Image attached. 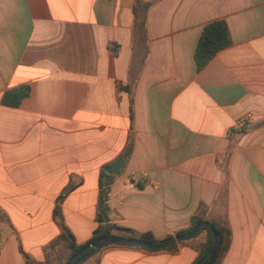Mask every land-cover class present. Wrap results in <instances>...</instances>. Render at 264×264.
I'll return each instance as SVG.
<instances>
[{
  "label": "crops",
  "instance_id": "crops-1",
  "mask_svg": "<svg viewBox=\"0 0 264 264\" xmlns=\"http://www.w3.org/2000/svg\"><path fill=\"white\" fill-rule=\"evenodd\" d=\"M219 20L231 44L198 69ZM102 172L110 224L163 240L225 217L221 264H264V0H0V264H45L56 207L86 244ZM176 244L110 245L85 264L197 263Z\"/></svg>",
  "mask_w": 264,
  "mask_h": 264
},
{
  "label": "trees",
  "instance_id": "trees-1",
  "mask_svg": "<svg viewBox=\"0 0 264 264\" xmlns=\"http://www.w3.org/2000/svg\"><path fill=\"white\" fill-rule=\"evenodd\" d=\"M149 4L141 3L139 1L136 2L134 7V11L136 14L137 21L141 20L140 14L147 10ZM231 44L230 33L226 23L222 20L214 21L208 24L202 31L201 36L198 40L196 49H195V62L198 69L203 68L208 64V62L222 49L227 48ZM30 94L29 87H20L13 90L8 91L2 98V102L4 105L9 107H17L22 100L27 98ZM131 151V143L128 145L125 155H129ZM113 182V176L109 175L105 172H102L100 175V193L98 199L97 206V222L98 225L94 230L92 238L84 245L78 246L73 234L66 227L64 223V219L61 214V210L59 207H56L54 210V217L58 226L60 227L61 233L60 235L51 241L48 245H46L45 252V264H50L56 259H58L60 264H65L72 256L79 253L82 249L86 248L91 243L95 242L99 238L106 236H121L124 238H136L145 243L150 244H163L173 239V237H167L163 240H156L151 234H137L130 229H126L120 227L115 224H110V214L111 207L109 204V193H110V185ZM61 201V198L58 200ZM206 221L200 217H193L191 219V226L183 231H180L177 235H183L191 232L198 224ZM213 226L216 234H217V243L209 258L203 264H221L224 256L226 255L231 241V231L228 225L226 218L219 221L208 220ZM212 233L206 227H201L198 232L188 241L179 242L182 245H188L192 247L199 253V259L204 256V254L208 251L209 247L212 243ZM110 245H120V244H107L104 245L98 252H96L93 256L87 258L80 264H85L91 258L95 257L99 254L104 248ZM177 244L170 246L165 251H174ZM120 246H129V247H137L134 245H120ZM66 251L67 255H62V253ZM149 251V250H148ZM152 252V251H150ZM81 256H78L80 258ZM61 258V259H60ZM26 263L25 264H35L29 257L25 256ZM198 259V260H199Z\"/></svg>",
  "mask_w": 264,
  "mask_h": 264
},
{
  "label": "water",
  "instance_id": "water-1",
  "mask_svg": "<svg viewBox=\"0 0 264 264\" xmlns=\"http://www.w3.org/2000/svg\"><path fill=\"white\" fill-rule=\"evenodd\" d=\"M121 166H122V161L119 160L116 163H114L113 165L109 166L107 168V171L110 174H112V173L118 171ZM201 227L208 228L211 231L212 236H213L212 243H211V246L209 247L208 251L196 263V264H203L209 258V256L212 254V252L216 246V243H217V234H216L213 226L211 225V223L208 221L201 222L191 232L183 234V235H177L172 240H170L166 243H163V244H150V243H145V242H143L139 239H136V238H124L121 236L102 237V238H99L98 240H96L95 242L91 243L90 245H88L86 248L82 249L76 255L72 256L65 264H80L81 262H83L87 258L93 256L104 245H107V244L134 245V246H139V247H142L146 250L153 251V252L165 250V249H168L170 246H172L176 243L188 241L198 232V230ZM78 256H81V257L77 259Z\"/></svg>",
  "mask_w": 264,
  "mask_h": 264
},
{
  "label": "rangeland",
  "instance_id": "rangeland-1",
  "mask_svg": "<svg viewBox=\"0 0 264 264\" xmlns=\"http://www.w3.org/2000/svg\"><path fill=\"white\" fill-rule=\"evenodd\" d=\"M63 254H64V255H67V252L64 251V252L62 253V255H63ZM60 259H61V258H60ZM60 262H61V261H59V264H60Z\"/></svg>",
  "mask_w": 264,
  "mask_h": 264
},
{
  "label": "built area",
  "instance_id": "built-area-1",
  "mask_svg": "<svg viewBox=\"0 0 264 264\" xmlns=\"http://www.w3.org/2000/svg\"><path fill=\"white\" fill-rule=\"evenodd\" d=\"M155 188V187H154Z\"/></svg>",
  "mask_w": 264,
  "mask_h": 264
}]
</instances>
